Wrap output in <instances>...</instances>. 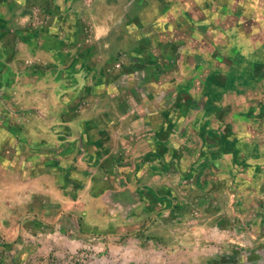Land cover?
Here are the masks:
<instances>
[{
	"label": "crops",
	"instance_id": "obj_1",
	"mask_svg": "<svg viewBox=\"0 0 264 264\" xmlns=\"http://www.w3.org/2000/svg\"><path fill=\"white\" fill-rule=\"evenodd\" d=\"M189 1L211 25L170 0H0V255L43 223L85 240L114 193L264 242V0Z\"/></svg>",
	"mask_w": 264,
	"mask_h": 264
},
{
	"label": "rangeland",
	"instance_id": "obj_2",
	"mask_svg": "<svg viewBox=\"0 0 264 264\" xmlns=\"http://www.w3.org/2000/svg\"><path fill=\"white\" fill-rule=\"evenodd\" d=\"M202 1L197 10L207 16V13L214 9V2ZM170 2L173 7L183 10L189 16L188 21L202 23L204 29L211 25L208 17L195 16L193 12L196 8L191 1L187 0L186 4L181 3L180 6L179 0H170ZM222 6L226 7L224 3ZM38 20L37 18L36 21ZM32 22L31 27H34ZM174 31H177V27ZM172 38L175 39V36ZM10 41L14 44L18 43L16 34ZM210 53L209 49H204L202 52L203 56H210ZM212 53L214 57V50ZM27 65V68L33 71V62H27ZM16 70L18 73V68ZM79 105H81L79 107L88 105L87 99L81 100ZM23 113L25 111L14 108L11 112L16 121L24 120L29 116ZM30 163L24 165L29 166ZM15 164L18 165L17 162L13 163ZM22 165L23 163L20 167ZM15 169L18 172V166H15ZM108 195L99 204L100 207H104L103 216L96 217L102 219L106 227L102 226L101 229L96 230L92 218L89 228L92 231L90 237L79 240L66 224L59 227L57 224L43 223L40 233L36 232L37 236H26L25 241H22L16 249L11 248L10 251L1 254L0 264H264L262 241L236 240L234 243L222 242L217 245L214 242H201L202 233L200 231L198 235L195 229L201 217L194 214L195 208L191 210L193 217L180 221L178 217L164 215V209L168 207L145 204L135 207V203L130 201V195H127L129 197L123 203L117 201L115 193L111 198ZM177 209L173 206L171 210ZM138 213L143 215L140 226H136L133 222L134 215ZM81 216L76 217L75 220L80 221L83 217ZM120 222L124 226L122 230L117 226Z\"/></svg>",
	"mask_w": 264,
	"mask_h": 264
}]
</instances>
